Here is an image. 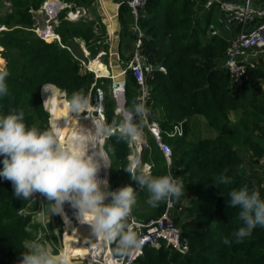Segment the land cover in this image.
<instances>
[{
	"label": "trees",
	"instance_id": "trees-1",
	"mask_svg": "<svg viewBox=\"0 0 264 264\" xmlns=\"http://www.w3.org/2000/svg\"><path fill=\"white\" fill-rule=\"evenodd\" d=\"M8 1H12V6L6 8L4 14L0 13V28L11 29L0 31V46L4 48L0 67H4L5 58V69L9 73L5 81L8 94L0 98V115L22 111L27 127L48 129V114L41 99V89L47 84L42 89L43 96L47 89L58 94L54 86L65 92L67 98L74 91L82 90L89 96L90 93L96 95L98 88L103 89L105 124L119 121L121 116L115 111L116 104L109 90L111 80L96 78L87 69L88 61L76 59L66 48L69 40L81 38L91 57H95L107 49L106 29L95 21H67V10H64L58 15L60 25L56 29L62 43H48L33 31L35 19L31 12L39 10L46 0ZM62 1L89 7L88 0ZM206 2L148 0L139 21L145 33L142 53L154 67L153 76L148 79L150 99L145 104L152 114L149 123L155 122L162 141L172 147L168 166L154 136L147 130L152 150H143L141 157L144 162L153 159L154 166L150 170L153 176L171 173L184 185V194L172 201L177 205L175 224L183 230L182 238L189 249L182 253L165 245L159 250L148 247L132 264H264V228L258 227L250 237L234 242L232 233L242 222L239 208L228 206V193L242 186L255 189L263 197L260 184L264 183V59L258 61V68L248 70L244 85H233L222 67L228 41L208 32L212 11L208 13L207 26L201 27L200 17L206 14ZM255 3L264 6V3ZM3 8L4 1L0 0V12ZM130 15V10L122 3L119 16L123 28L129 27ZM124 19L128 23H123ZM206 32L209 36L204 35ZM128 39L131 43L136 41L134 35ZM160 67L166 72L160 71ZM139 95L136 77L129 70L125 85L126 107L138 102ZM238 100L249 101V107L244 109L245 115L232 121L231 115L238 116L241 107L244 108ZM202 122L207 131L198 128ZM178 125L182 126V136L175 135ZM117 133L106 137L104 143L111 161L109 188L117 190L126 181L132 182L136 189L132 213L139 221L157 219L165 212L168 201L155 207L148 205L146 215L140 213V204L146 203L148 193L140 189L127 170L131 168V149ZM60 142L63 143L61 135ZM246 149L254 160L253 168L245 164L241 155ZM92 152L88 150V154ZM94 152L106 161L100 148ZM2 167L0 164V169ZM100 169L107 174L105 167ZM221 174L230 177L231 182L218 183ZM37 203L33 198H15L11 182L0 179V264H14L16 258L22 257L24 241L30 236L25 227L31 219L22 210L34 211L32 209L39 207ZM225 238L229 239L228 244L223 243ZM111 248L117 257L121 256L114 244Z\"/></svg>",
	"mask_w": 264,
	"mask_h": 264
},
{
	"label": "clouds",
	"instance_id": "clouds-1",
	"mask_svg": "<svg viewBox=\"0 0 264 264\" xmlns=\"http://www.w3.org/2000/svg\"><path fill=\"white\" fill-rule=\"evenodd\" d=\"M205 10L206 12L216 11L215 8L210 10L205 8ZM63 11L64 9L61 10V12ZM50 14L54 15L52 12ZM220 17H222L221 14ZM219 22L225 25L224 22ZM39 26L40 24H37L33 29L37 35L39 30L45 29L38 28ZM1 28L4 29V27ZM231 29L232 33L224 29V31L227 30L225 38L229 42L236 37L240 27L234 24L231 25ZM213 31L216 34H213ZM209 33L212 36H217L219 31L210 27ZM56 35L59 36L60 42L58 40H45L39 35L38 37L48 43L57 42L61 44V36L59 34ZM63 47L66 46L63 45ZM134 52L135 43L133 54ZM253 60L255 67H248V70L259 67L258 54ZM148 64L150 65L149 61ZM222 67L229 74L226 68V54ZM153 73L154 67L151 75L146 76L148 88V79L153 76ZM8 75L9 73L6 69L0 68V98L8 94V87L5 82ZM230 80H232L231 76ZM125 85L126 83L123 82L121 91L123 89L125 91ZM138 86L140 97L141 86L139 84ZM112 88L115 92H119L118 87L114 88L112 86ZM62 93L65 94V92ZM64 103L68 113L75 115L86 112L90 107L89 97L82 90L74 91ZM120 113L121 118L119 121H113L110 124H94V135L96 137H110L117 133L118 129L117 134L126 142L134 143L138 140H143V124L146 122V117L149 113L145 103L143 101L135 102L131 107L120 109ZM149 132L151 133L150 130ZM182 133V126L178 125L175 128V135L182 136ZM74 139L79 143L80 151L73 150L60 142V127L58 125H53L46 130H38L36 127H27L25 125L22 111L0 115V156L3 157L0 160V164L3 165L2 169H0V179L11 182L15 198L27 200L32 198L33 193H42L50 202V212L53 214L62 215L64 203L69 202L77 210L80 221L91 226L92 232L97 239L102 240L106 244H114L115 250L119 255H129L144 243L142 236L128 222L132 207L136 203L134 190L128 186L110 190L106 180L97 179V173L100 168L102 166L108 167L94 151L88 154V149L84 142L79 141L78 138ZM134 164L138 167L136 172H134L135 168L127 170L132 173V177L138 183L140 189H146L148 193L146 203L149 206L155 207L162 201L167 202L179 199L184 194V185L181 181L174 178L171 173L153 176L146 170L139 169L140 162L138 158L134 160ZM217 182L229 184L231 180L230 177L221 174ZM105 187H107V191ZM228 206L239 208V219L242 222L241 226L232 233L234 242L239 243L243 239L250 237L253 230L258 227L264 228V199L261 198L255 189L249 190L247 186H242L239 189L231 190L228 193ZM223 243L228 244L229 239L225 238ZM61 259L62 257L52 254L40 242L32 241L27 245V250L22 253V259L19 264H60Z\"/></svg>",
	"mask_w": 264,
	"mask_h": 264
},
{
	"label": "rangeland",
	"instance_id": "rangeland-1",
	"mask_svg": "<svg viewBox=\"0 0 264 264\" xmlns=\"http://www.w3.org/2000/svg\"><path fill=\"white\" fill-rule=\"evenodd\" d=\"M3 1H4V8L0 13L4 14L3 11L6 8H10L12 6L11 3L12 1H8V0H3ZM223 1H229V0H223ZM235 1L238 2L241 0H235ZM49 2H50L49 0H46L39 10H31V12L34 14L35 25L40 24L38 28H46L47 26H51L53 28L54 34H58L56 29L60 25L59 17L50 14L49 13L50 11L48 12L47 9H49L51 5L54 6ZM208 13L209 12H206L205 15H202L200 17V23L202 28H204L208 24L207 22ZM67 14L68 12H66L65 19L68 16ZM219 20H222L220 14L217 11H212V17L210 19L209 26L213 27V30L216 29L219 31L217 36L226 37L225 34L227 30L224 31L226 27L223 23L220 24ZM3 30H5V27ZM7 30H11V29L7 28ZM208 32H206V34L204 35L209 36ZM0 48H1L0 55L3 56L4 48L1 46ZM88 54L89 52H86V55ZM257 54L259 60L264 59V53L259 52ZM5 66L6 64L4 60V67H3L4 69ZM96 66H97L96 73H98L100 76L107 75V70L104 68L103 65L98 64ZM88 67H89V63L87 64V68ZM42 89H41V99L44 105L43 106L44 110L48 114L47 127L50 128L53 125H58L60 127V135L62 136L64 145H66L67 147L73 150L80 151L79 143L75 142L74 138H78L79 141L84 142L86 146L89 145L87 146L88 150L91 149L93 151H97L100 148L101 151L100 153L103 152L104 158L106 160L104 163L108 168H105L107 170L106 171L107 174L105 176L97 175V179L106 180L109 186V182L112 179V171H111L110 158L108 157L106 150L104 148L106 137H97V140H93V134L95 132L94 124H98L99 120L101 121V124H105V118L100 119V116H97L93 111L95 109V96L93 95V93L89 94V96L91 95L89 99L91 105L88 111L80 113L79 115H75L68 113V109L64 103L67 97L64 93H62V91L61 93L64 94V99H60L61 97L59 98L55 90L47 89L44 93L45 94L44 97L48 101L45 103ZM112 94L114 96L113 100L117 106L120 102L119 101L120 92H115L114 89L112 88ZM115 94H119V95L116 96ZM238 101L240 106L244 105L243 106L244 108L241 107L240 109L241 111L238 113L239 114L238 116L234 114L231 115L232 121H235L237 117L240 119L243 115H245L243 114V111L244 109L249 107V101L247 100L245 101L238 100ZM118 109L119 106L116 107V110ZM118 115L121 116V113L119 112ZM151 115H152L151 112H149L146 117L147 122H149V117H151ZM65 117L69 118L67 123L65 122L66 119ZM144 124H143L144 139L138 140L134 143L128 142L129 148L131 149V155L129 156L130 165L134 163V160L138 157V154L142 153V150H147V149L152 150L150 148V137L147 134L149 129L146 127L147 126L146 122H144ZM200 125L201 126H199L198 128L200 130H205L204 122H202ZM205 131H207V129ZM165 145L168 144L165 143ZM241 152L245 164L247 163L246 165L248 167L253 168L254 166L251 163H254V160L251 158V152H249L247 149ZM141 161L142 160H139V162ZM145 163L147 164L146 167L150 168V170L154 166L153 159ZM150 170L148 171L149 173ZM257 175L262 177V174L260 173H257ZM131 183L132 182L126 181L123 187H125V185L128 187H132L135 192L136 189L134 188V186H132ZM260 189L262 190V183L260 184ZM105 190L106 191L108 190L107 187H105ZM32 198L35 199L36 202H38L37 205L39 207H37L36 209H32L34 211H29L30 210L29 208H25L24 210H22V213H26L25 215L31 218L30 223L25 227L26 232L28 233V235L30 234V236L28 239L24 241L25 248L22 251V253H24L27 250V245L30 242L37 241L43 244L46 248H48L52 252V254L62 257L61 259L62 261H60V264H121V262L118 261L117 256L114 254V251L111 248V244H106L100 239L99 240L95 239L96 237L94 236L91 230V226L88 225L87 223H84L86 229L80 226V219L77 215V210L74 209L69 202L64 203L62 209L63 214L61 215V214H53L50 212L51 204L47 200L46 196H44L42 193L38 192V195ZM139 209L141 214L146 215L145 213L148 212V204L144 202L141 203ZM28 212H30V214H28ZM140 221L145 222V218L141 219ZM65 230L67 231L66 235L64 234ZM85 232L86 234H88V236L86 235V237L89 240V242L84 240ZM53 241H55V244H53ZM64 244H66L68 251L65 249ZM54 251H56L57 253L55 254ZM92 252L93 254H96L95 257H93ZM129 255H121V257L126 256V258H128ZM93 258L95 259L93 260ZM21 259L22 257L16 258V260L13 263L19 264V261ZM123 264H128V262L126 261Z\"/></svg>",
	"mask_w": 264,
	"mask_h": 264
},
{
	"label": "built area",
	"instance_id": "built-area-1",
	"mask_svg": "<svg viewBox=\"0 0 264 264\" xmlns=\"http://www.w3.org/2000/svg\"><path fill=\"white\" fill-rule=\"evenodd\" d=\"M148 0H126V6L134 19L133 33L136 37L135 52L128 65V70L132 71L141 86V96L138 102L143 101L145 104L150 98L149 88L147 86L146 76L151 75L153 67L148 64V59L142 54V45L144 32L139 25V21L143 18V12ZM243 0L241 1H221L207 0L205 8L207 10L216 9L222 15L221 22L225 23V27L229 32H233L231 25L240 27L236 37L230 41L226 52V68L231 76L234 85L242 86L248 67H255L254 58L257 53L264 52V6L258 5L255 2L263 3L264 0ZM1 28L0 30H2ZM213 34H216L213 31ZM38 35L45 40H58V35L54 34L53 28L47 26L45 29L39 30ZM160 70L165 72L164 68ZM115 91V90H114ZM95 113L104 118V90L98 88L95 95ZM148 115V114H147ZM147 128L155 136L159 148L161 149L168 165L171 163L172 148L165 145L160 137L159 129L156 124L146 121ZM157 129V130H156ZM262 192L264 199V183L262 184ZM38 195V192L33 193L32 197ZM177 205L172 200L167 202L164 214L157 218L142 222L131 212L129 224L134 230L142 236L144 243L140 248L130 253L129 257H119L118 261L121 264L126 261L132 264L140 256L144 254V250L148 247L159 250L165 245L175 251L187 253L189 247L184 241L183 232L175 224L174 210ZM182 207L179 209V211Z\"/></svg>",
	"mask_w": 264,
	"mask_h": 264
},
{
	"label": "crops",
	"instance_id": "crops-1",
	"mask_svg": "<svg viewBox=\"0 0 264 264\" xmlns=\"http://www.w3.org/2000/svg\"><path fill=\"white\" fill-rule=\"evenodd\" d=\"M49 1V3L53 4L54 6H51L47 10L48 12H52L55 16H57L61 12V10L64 9L67 10L68 13H70L67 16V21L77 22L80 19H84L87 21H95L96 24H101L106 29L108 35L106 41L107 49L101 50L95 57L89 58L91 57L90 52L86 48L85 41L81 38H74L73 40H69L68 46L66 48L74 55L76 59H80L81 61H88L89 67L87 69L93 72L96 78L110 79L111 85L109 90L111 91V93L112 86L114 84L119 83L118 91L120 92V95L116 94V96L119 95V101H121L122 97V103L124 107H126L127 100L125 96V91L124 89L123 91H121V87L123 82L126 83V73L128 71V65L131 61L134 50V42L131 43L128 39L129 36L132 37L134 35L132 30L134 26V19L130 15L131 23L129 27L123 28L122 21L120 20L119 16L120 5L122 3L126 4V0H88L89 7L85 8L79 7L80 5L67 4L62 0ZM123 23H128L127 19H124ZM86 52H89V54L86 55ZM95 61L96 63H101V65L104 66V68L107 70V75L100 76L98 73L91 69L90 65H92V63H95ZM112 97L114 98L113 94ZM118 106L119 109H115L117 114H119L120 112V102L116 107ZM141 156L142 155L138 154L137 158L139 160H142ZM146 165L147 164L142 160L139 164V169L146 170L148 172L150 168L146 167ZM131 168H135L136 171L138 170V167L134 163L131 164ZM64 234H67L66 230ZM64 245L65 249L68 251L66 244Z\"/></svg>",
	"mask_w": 264,
	"mask_h": 264
},
{
	"label": "bare ground",
	"instance_id": "bare-ground-1",
	"mask_svg": "<svg viewBox=\"0 0 264 264\" xmlns=\"http://www.w3.org/2000/svg\"><path fill=\"white\" fill-rule=\"evenodd\" d=\"M98 64H101V63H96V61H95V63H92V65H90L91 66V69L92 70H94L95 72L97 71V66L96 65H98ZM95 65V66H94ZM56 89V88H55ZM58 90V89H57ZM58 95H59V97H61V98H63L64 99V97L63 96H61V94L59 93V90H58ZM66 118V117H65ZM68 119L69 118H66L65 119V122L67 123V121H68ZM93 140H97V137L93 134ZM95 142V141H94ZM64 144V143H63ZM97 175H103V176H105V174H104V172L100 169L99 171H98V173H97ZM105 178V177H104ZM101 179V178H100ZM108 179V178H107ZM80 226L81 227H84V229H86L85 228V225H84V223H82L81 221H80ZM87 227V226H86ZM92 230V229H91ZM88 231V230H87ZM86 235L88 236V234H86V232H85V238H84V240L85 241H88L89 242V240L87 239V237H86ZM95 236V235H94ZM95 239H97V238H95ZM97 240H99V239H97ZM92 254H93V252H92ZM96 256V254H93V257H95ZM105 256V255H104ZM95 258H93V260H94Z\"/></svg>",
	"mask_w": 264,
	"mask_h": 264
},
{
	"label": "water",
	"instance_id": "water-1",
	"mask_svg": "<svg viewBox=\"0 0 264 264\" xmlns=\"http://www.w3.org/2000/svg\"><path fill=\"white\" fill-rule=\"evenodd\" d=\"M113 87H114V88H117V87H118V83H117V84H114ZM122 100H123V99H122ZM122 102H123V101H120V109H121V110H122L123 108H125Z\"/></svg>",
	"mask_w": 264,
	"mask_h": 264
},
{
	"label": "flooded vegetation",
	"instance_id": "flooded-vegetation-1",
	"mask_svg": "<svg viewBox=\"0 0 264 264\" xmlns=\"http://www.w3.org/2000/svg\"><path fill=\"white\" fill-rule=\"evenodd\" d=\"M92 144H95V143H92Z\"/></svg>",
	"mask_w": 264,
	"mask_h": 264
}]
</instances>
